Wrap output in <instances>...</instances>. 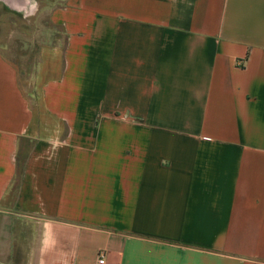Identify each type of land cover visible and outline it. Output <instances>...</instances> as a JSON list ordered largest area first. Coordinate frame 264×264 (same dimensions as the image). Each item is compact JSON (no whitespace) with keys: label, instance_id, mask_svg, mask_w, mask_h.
I'll use <instances>...</instances> for the list:
<instances>
[{"label":"crops","instance_id":"0c3cea01","mask_svg":"<svg viewBox=\"0 0 264 264\" xmlns=\"http://www.w3.org/2000/svg\"><path fill=\"white\" fill-rule=\"evenodd\" d=\"M57 1L0 52V264H264V0Z\"/></svg>","mask_w":264,"mask_h":264},{"label":"rangeland","instance_id":"374dc122","mask_svg":"<svg viewBox=\"0 0 264 264\" xmlns=\"http://www.w3.org/2000/svg\"><path fill=\"white\" fill-rule=\"evenodd\" d=\"M40 1L44 4L50 3L42 6L39 15H33L29 19L23 18L19 13L10 12L0 5V52L18 66L20 80L24 86L29 80L30 69L36 64L39 47L43 42H53L51 36L56 29L45 17L52 4L58 1Z\"/></svg>","mask_w":264,"mask_h":264},{"label":"built area","instance_id":"2783aa9c","mask_svg":"<svg viewBox=\"0 0 264 264\" xmlns=\"http://www.w3.org/2000/svg\"><path fill=\"white\" fill-rule=\"evenodd\" d=\"M132 121H133V120H132ZM103 256H104V254H103V252H101V250H100V258L98 259V262H99V263L104 262V258H103Z\"/></svg>","mask_w":264,"mask_h":264},{"label":"bare ground","instance_id":"6f19581e","mask_svg":"<svg viewBox=\"0 0 264 264\" xmlns=\"http://www.w3.org/2000/svg\"><path fill=\"white\" fill-rule=\"evenodd\" d=\"M24 1V0H23ZM37 8V7H36ZM38 9V8H37Z\"/></svg>","mask_w":264,"mask_h":264}]
</instances>
